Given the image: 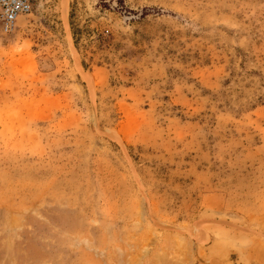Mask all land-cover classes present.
I'll return each mask as SVG.
<instances>
[{"label":"rangeland","instance_id":"374dc122","mask_svg":"<svg viewBox=\"0 0 264 264\" xmlns=\"http://www.w3.org/2000/svg\"><path fill=\"white\" fill-rule=\"evenodd\" d=\"M0 264H264V0H32L0 33Z\"/></svg>","mask_w":264,"mask_h":264},{"label":"built area","instance_id":"2783aa9c","mask_svg":"<svg viewBox=\"0 0 264 264\" xmlns=\"http://www.w3.org/2000/svg\"><path fill=\"white\" fill-rule=\"evenodd\" d=\"M31 8L32 0H0V33H12L17 20L29 15Z\"/></svg>","mask_w":264,"mask_h":264},{"label":"trees","instance_id":"16d2710c","mask_svg":"<svg viewBox=\"0 0 264 264\" xmlns=\"http://www.w3.org/2000/svg\"><path fill=\"white\" fill-rule=\"evenodd\" d=\"M116 3L118 4V9L121 10L122 12H126V13H131L130 10L126 9L124 7V5L122 3H120V1H116ZM120 3V4H119ZM104 6H106V2H103Z\"/></svg>","mask_w":264,"mask_h":264}]
</instances>
